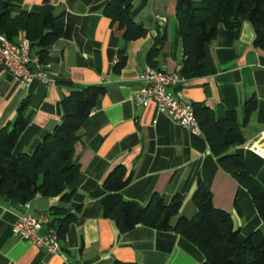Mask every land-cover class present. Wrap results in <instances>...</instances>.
<instances>
[{
  "label": "crops",
  "instance_id": "crops-1",
  "mask_svg": "<svg viewBox=\"0 0 264 264\" xmlns=\"http://www.w3.org/2000/svg\"><path fill=\"white\" fill-rule=\"evenodd\" d=\"M15 8L38 11L50 5L63 13L62 36L49 49L45 69L52 83H20L0 65V127L12 126L18 108L26 101V127L12 152L32 153L43 136L60 122V100L68 93L66 80L79 85H102L104 93L85 119L73 145L78 177L68 186L71 201L60 196L35 195L14 205L0 196V264H200L201 252L173 231L139 224L120 233L110 218L102 216L101 199L107 194L103 181L117 165L126 169L128 183L119 191L125 200L145 205L153 194L165 202L180 200L178 215L193 217V193L198 183L209 188L216 208L230 213L233 225L247 235L264 231L253 199L245 187L226 172L211 152L205 136L159 112L153 103L136 104L132 93L142 85L140 74L148 64L147 53L157 34L164 42L153 58L156 67L179 74L182 41L176 19L177 0H128L131 17L146 34L125 45L126 61L114 70L123 45V29L103 14L108 0H1ZM22 35L16 36L18 40ZM249 21L236 28L219 25L206 44L204 74L169 87L179 93L181 104L202 103L216 118L234 110L245 142L228 152L243 156L246 170L264 186V47L254 44ZM253 98L255 109L243 123L244 103ZM79 205L77 219L60 240V251L48 253L13 235L19 214L48 213L53 206ZM176 217L172 219L174 223Z\"/></svg>",
  "mask_w": 264,
  "mask_h": 264
},
{
  "label": "trees",
  "instance_id": "trees-1",
  "mask_svg": "<svg viewBox=\"0 0 264 264\" xmlns=\"http://www.w3.org/2000/svg\"><path fill=\"white\" fill-rule=\"evenodd\" d=\"M128 0H108L103 14L123 29V45L118 51L114 70H120L126 61L127 42L146 34V29L131 17ZM176 19L182 41V63L179 75L191 79L204 74L205 47L215 38L219 25L236 28L249 21L255 30L254 44L264 47V0H177ZM64 28L63 13L56 14L50 5L33 11L12 7L0 0V33L15 42L22 32L30 42L31 54L38 55L45 64L50 47L60 39ZM165 36L157 34L147 53L148 64L160 50ZM69 88L60 100L61 120L45 134L32 153L12 152L19 134L26 127L23 101L12 126L0 127V196L14 205L25 204L35 195L60 196L70 202L73 191L68 186L79 175V164L74 157L73 145L78 131L104 93L102 85H79L65 81ZM256 102L244 103L245 123ZM202 134L220 166L246 188L264 226V186L246 170L243 156L230 153L234 145L245 140L234 110L216 118L202 103L192 104ZM129 181L126 169L117 165L106 175L103 186L107 194L101 199L102 216L110 218L120 233L142 224L160 231H173L192 243L203 255L200 264H264V231L257 229L247 235L233 225L230 213L216 208L208 187L198 183L193 193L197 212L187 218L178 215L180 200L174 197L165 202L153 194L145 205L125 200L119 194ZM53 206L49 209L47 227L54 228L60 240L72 222L77 219L79 205ZM176 217L174 223L172 219ZM115 264H137L115 261Z\"/></svg>",
  "mask_w": 264,
  "mask_h": 264
},
{
  "label": "built area",
  "instance_id": "built-area-1",
  "mask_svg": "<svg viewBox=\"0 0 264 264\" xmlns=\"http://www.w3.org/2000/svg\"><path fill=\"white\" fill-rule=\"evenodd\" d=\"M0 65L22 84L32 81L48 84L54 81L46 72L45 64L40 61L38 55L31 54L30 42L24 33L15 42L0 33ZM140 80L142 85L132 93L136 104L146 106L153 103L159 112L167 114L172 121L189 129L191 133H202L193 106L189 103L181 104L179 93L169 91L170 86L182 81L178 73L166 72L146 64L140 74ZM255 152L261 154L258 148H255ZM48 220V214L44 212L36 216L19 214L12 227V233L48 253L59 252L60 238L54 228L47 227Z\"/></svg>",
  "mask_w": 264,
  "mask_h": 264
},
{
  "label": "bare ground",
  "instance_id": "bare-ground-1",
  "mask_svg": "<svg viewBox=\"0 0 264 264\" xmlns=\"http://www.w3.org/2000/svg\"><path fill=\"white\" fill-rule=\"evenodd\" d=\"M260 151V153L262 152V154L264 155V149L261 151V150H259Z\"/></svg>",
  "mask_w": 264,
  "mask_h": 264
}]
</instances>
